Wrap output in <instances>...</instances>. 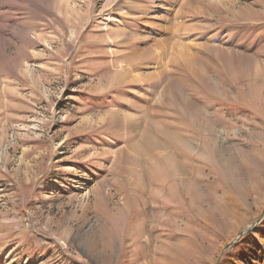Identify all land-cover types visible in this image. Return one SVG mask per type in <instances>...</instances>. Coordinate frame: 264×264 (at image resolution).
Segmentation results:
<instances>
[{"label":"rangeland","instance_id":"1","mask_svg":"<svg viewBox=\"0 0 264 264\" xmlns=\"http://www.w3.org/2000/svg\"><path fill=\"white\" fill-rule=\"evenodd\" d=\"M252 131L264 0H0V264H264Z\"/></svg>","mask_w":264,"mask_h":264},{"label":"bare ground","instance_id":"2","mask_svg":"<svg viewBox=\"0 0 264 264\" xmlns=\"http://www.w3.org/2000/svg\"><path fill=\"white\" fill-rule=\"evenodd\" d=\"M259 127L257 126V125H255V130L256 129H258ZM208 134L209 135H213V134H215V132H214V130H213V132L212 133H210L209 131H208ZM145 135H148V136H150L151 137V139L152 140H155V138L153 137V136H151V135H149L148 133L147 134H145ZM208 135V136H209ZM251 135L252 136H256L257 137V140L255 141V143H261L260 141H262V139L264 138V134L263 133H261V134H256L255 132H251ZM157 139V138H156ZM215 138H213V142H215ZM152 143H153V145L156 147V148H160L159 147V145L157 144V143H154L153 141H152ZM160 145H161V143H160ZM254 145V144H253ZM136 146L137 147H139L140 148V146H139V144H136ZM260 149V148H259ZM259 149H256L255 151V157H253V156H250V157H248V156H246V155H244L243 153H241V155H240V159H239V162L238 161H233L232 160V158H230L229 157V159L228 158H225V161H224V166H226V167H224V169H225V171L229 174V176L233 179V180H235V181H239V182H241V183H243L244 182V180H243V178H241V175L243 174L244 175V173H243V169H242V164H241V162L245 159V162H246V164L247 163H249L246 159H250V160H252L253 162H255V163H259L260 164V166L261 167H263L264 168V162H263V159H264V157L262 156V155H264V150H259ZM221 155H223V154H221ZM233 156V155H232ZM234 158V157H233ZM238 173H239V175H238ZM259 174H261V172L259 171ZM253 179V175L252 174H248V176L246 177V179H245V182H247L248 180L249 181H251ZM153 205L155 206L154 207V209L155 210H164V209H166V208H168V207H166V206H163L162 204H161V202L159 201V200H153ZM158 212V211H157ZM156 212V213H157ZM158 214V213H157ZM156 221V220H155ZM152 222L153 221H150V223L152 224ZM151 224L149 225V226H151ZM155 224V223H154ZM153 225V224H152ZM156 227L158 226V225H155ZM158 228V227H157ZM160 228H158V230H159ZM148 230H150L149 228H148ZM147 229H145V232L147 233V232H149ZM159 238H160V235L158 236ZM156 241V240H155ZM154 240H152V241H149L148 242V246H153V243L155 242ZM175 241V240H174ZM173 243V242H172ZM175 246H176V248H179V244L175 241V244H174ZM151 250V249H150ZM174 250V249H173ZM155 252H157L156 250H155ZM150 254V253H149ZM156 254V253H155ZM157 255H159V253L157 254ZM166 256V255H165ZM156 257V256H155ZM167 257H168V255H167ZM166 258V257H165ZM169 260H171L172 261V258L171 259H169ZM169 260L167 261V264H171V262H169ZM175 261V260H174ZM173 262V261H172ZM174 263H176V262H174Z\"/></svg>","mask_w":264,"mask_h":264},{"label":"crops","instance_id":"3","mask_svg":"<svg viewBox=\"0 0 264 264\" xmlns=\"http://www.w3.org/2000/svg\"><path fill=\"white\" fill-rule=\"evenodd\" d=\"M153 147H155V146L153 145ZM162 153H163V151H162ZM207 157H208V154H206L202 158H200V157L197 156V159L202 160V159H205ZM208 164L210 165V163H208ZM241 164H242L243 167L246 168L245 159L241 162ZM212 166H213V168L211 167L210 170L213 169L214 175L219 176V180H222L223 179L222 182H220L221 183L220 186L223 187L222 192H221V198L222 199H221V202L219 200L214 201L216 203V206L211 205V208L212 209L209 208L210 202L204 203L203 206L205 208V211H208V208H209L211 211H213L214 209H216L220 213H228L229 212V209H230V202H228L229 201L228 196H229V193L231 194V188H228L227 185H226V183H233V182H235V180H233L229 176V174L225 171L224 167H226V166H224V162H223L222 159H219V164H212ZM158 168H159V166H156V169L157 170H158ZM201 168H204V167L202 166ZM176 170L178 171L179 176L182 177V179L185 181L186 184L191 183L192 185H195V184L192 183V181H190V180H192V178L188 176V172L185 169V167H183L182 165L179 166V164H177L176 165ZM198 174H199V172H198ZM226 174L228 176H226ZM195 183L197 184V182H195Z\"/></svg>","mask_w":264,"mask_h":264},{"label":"water","instance_id":"4","mask_svg":"<svg viewBox=\"0 0 264 264\" xmlns=\"http://www.w3.org/2000/svg\"><path fill=\"white\" fill-rule=\"evenodd\" d=\"M229 247V246H228Z\"/></svg>","mask_w":264,"mask_h":264}]
</instances>
